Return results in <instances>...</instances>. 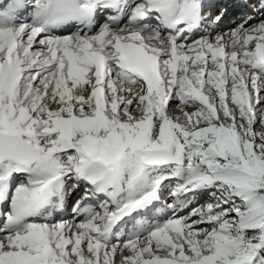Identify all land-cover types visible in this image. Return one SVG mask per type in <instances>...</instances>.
Returning <instances> with one entry per match:
<instances>
[{
	"label": "snow or ice",
	"instance_id": "1",
	"mask_svg": "<svg viewBox=\"0 0 264 264\" xmlns=\"http://www.w3.org/2000/svg\"><path fill=\"white\" fill-rule=\"evenodd\" d=\"M0 264H264V0L5 5Z\"/></svg>",
	"mask_w": 264,
	"mask_h": 264
},
{
	"label": "rangeland",
	"instance_id": "2",
	"mask_svg": "<svg viewBox=\"0 0 264 264\" xmlns=\"http://www.w3.org/2000/svg\"><path fill=\"white\" fill-rule=\"evenodd\" d=\"M221 3H224V1H222ZM30 12H31V8H28L26 10V12H25L24 15H27ZM239 18H240V15H238V16H232L231 18L226 19L225 22L222 23V25H220V28L221 29H225V28H230V27L234 26V24H236V23L239 22ZM221 26H224V27H221ZM172 102L173 101L170 102V106H172L174 108V105H175L176 102L174 104H172ZM258 130H259V126H257V131ZM70 199H71V197L69 198L68 204H70ZM68 213H70L69 214L70 217L68 219V220H70L71 219V216H72V206L71 205L68 208ZM119 258H120L119 255H117L116 259L119 260Z\"/></svg>",
	"mask_w": 264,
	"mask_h": 264
},
{
	"label": "bare ground",
	"instance_id": "3",
	"mask_svg": "<svg viewBox=\"0 0 264 264\" xmlns=\"http://www.w3.org/2000/svg\"><path fill=\"white\" fill-rule=\"evenodd\" d=\"M222 1H224V3H225L227 0H214V2H216V3H219V2L221 3ZM238 15L241 16V10L237 9V8H232L230 10L229 14L224 18V21H222V23H224L226 19L231 18L232 16H238ZM222 23L220 25H222ZM221 27H224V26H221ZM174 103H175V101L173 100L172 104H174Z\"/></svg>",
	"mask_w": 264,
	"mask_h": 264
}]
</instances>
